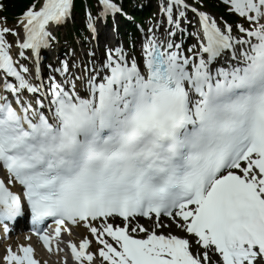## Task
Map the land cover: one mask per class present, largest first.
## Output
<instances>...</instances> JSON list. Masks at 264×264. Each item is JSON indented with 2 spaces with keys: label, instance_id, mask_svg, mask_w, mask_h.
<instances>
[{
  "label": "snow or ice",
  "instance_id": "snow-or-ice-1",
  "mask_svg": "<svg viewBox=\"0 0 264 264\" xmlns=\"http://www.w3.org/2000/svg\"><path fill=\"white\" fill-rule=\"evenodd\" d=\"M96 3L92 33L127 16L116 0ZM224 3L242 22L167 0L169 27L149 28L138 55L89 52L93 67L77 75L64 60L47 81L41 50L74 0H33L11 27L0 17V222L30 215L49 252L46 220L55 237L83 226L97 249L69 241L77 264H264V0ZM188 9L200 25L192 55L174 39ZM172 224L185 235L157 231ZM4 261L40 264L31 245Z\"/></svg>",
  "mask_w": 264,
  "mask_h": 264
},
{
  "label": "bare ground",
  "instance_id": "bare-ground-1",
  "mask_svg": "<svg viewBox=\"0 0 264 264\" xmlns=\"http://www.w3.org/2000/svg\"><path fill=\"white\" fill-rule=\"evenodd\" d=\"M76 7H78L81 11H83V12H85V10H83L82 8H81V5H80V3H77L76 5H75ZM85 9H89V8H85ZM91 9V8H90ZM92 11L94 12V13H98V11H99V9H95V10H93L92 9ZM187 14L188 15H186V20H182L181 21V28L182 29H184V31H186L187 33H190L191 32V27H192V25H193V21H192V17H191V15L189 14V11L187 12ZM163 17H164V19L166 20V22H167V17H166V15H163ZM168 24V23H167ZM63 25H61V26H59L57 29H56V31L57 30H59V29H61V27H62ZM98 30H97V34L98 33H101V29H100V25H98ZM190 29V30H189ZM110 31V30H109ZM100 35V37H103V39L105 40V39H107V38H109L110 37V34H109V32L107 33V32H104L103 34L101 33V34H99ZM179 35V32H177V34H176V36H178ZM8 38L9 39H12V40H15V38L14 37H12V36H8ZM101 39V38H100ZM110 39V38H109ZM104 40H100V42L101 43H103V41ZM111 40V39H110ZM98 42V41H97ZM100 42H98V43H100ZM105 44V43H104ZM223 60H220L219 61V63H223L222 62ZM82 93H83V90H82ZM163 220V222L165 223V224H169V223H171V222H169L168 223V219H162ZM121 223V222H120ZM152 223L153 222H151V224L150 225H152ZM146 227H148V225H146ZM72 228H74V231H75V233L78 235V236H88L89 237V239H93L94 240V238H92L91 236H90V234L88 233V234H86V232L84 231V230H82L83 229V227H81V231L79 232L76 228L77 227H72ZM169 229V228H168ZM171 231L172 230H174L173 232H177V233H179V234H182V232H181V230L180 229H178V228H176V226L174 225V224H172V227H171V229H170ZM140 235L141 234H143V233H139ZM25 242L27 243V244H33V245H36V243H37V241L35 240H25ZM9 242H7V243H5V244H3V246L0 248V264H6V262L4 261V256L7 254V248L9 247ZM38 244V243H37ZM23 245V244H22ZM37 246V245H36ZM40 261H42L43 263H45V264H53V263H51V262H49V260L45 257V255H41V257H40Z\"/></svg>",
  "mask_w": 264,
  "mask_h": 264
},
{
  "label": "rangeland",
  "instance_id": "rangeland-1",
  "mask_svg": "<svg viewBox=\"0 0 264 264\" xmlns=\"http://www.w3.org/2000/svg\"><path fill=\"white\" fill-rule=\"evenodd\" d=\"M145 4H150L149 6H151V3L149 2V3H147V0H146V2H145ZM208 10V9H207ZM151 14L153 15V23H155L156 21H154V19H156V17H157V10H154L153 12H151ZM214 16H216V14H214V13H212Z\"/></svg>",
  "mask_w": 264,
  "mask_h": 264
}]
</instances>
